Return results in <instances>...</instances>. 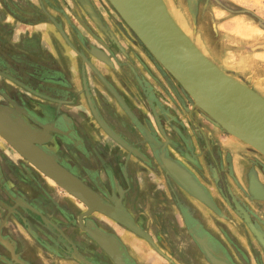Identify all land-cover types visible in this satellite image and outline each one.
<instances>
[{
    "label": "crops",
    "instance_id": "crops-1",
    "mask_svg": "<svg viewBox=\"0 0 264 264\" xmlns=\"http://www.w3.org/2000/svg\"><path fill=\"white\" fill-rule=\"evenodd\" d=\"M38 1L39 8L25 0H0V90H9L10 99L29 107L40 104L42 108L41 104H50L37 94L45 86L73 95L78 92L84 98L82 69L88 48L81 32L67 18L66 0H45V4ZM113 17L118 21L115 14ZM126 44L133 51L134 46ZM251 63L245 75L250 81L245 79L244 83L254 89L249 83L256 74L253 66L261 68L260 77L264 80V47L252 57ZM153 67L147 65L141 70L134 65L130 70H122L98 65L92 85L93 91H98L108 103L107 107L101 100H94L98 114L113 130L111 124L118 125L113 119L116 115L128 129L114 130L115 133L150 157L147 162L132 155L111 136L109 140L106 135L94 134L92 122L86 125L83 122L87 135L78 137L86 149L84 153L89 155L84 163L96 173L92 185L105 193L115 206L123 207L167 249L166 255H158L153 246L150 248L141 242L134 232L110 220L114 230L108 233L119 243L124 264H211L194 234L199 235L215 255L234 264H264V254H260L258 250L262 249L254 243L252 229L254 225L264 235V198L250 191L252 171L264 184V156L236 138L227 141V136L216 132L205 134L197 127L198 134L205 136V150L201 152L198 144L196 151L190 105H185V100L180 102L182 105L177 103L187 112L186 120H180L179 112L167 105L169 101L163 93L164 90L174 94L173 88L168 90V84L163 82L168 77H159ZM117 76L122 77V83ZM133 78H138L142 84L132 82ZM110 80L127 107L132 109L133 117L124 112L116 98L106 94L105 81L110 85ZM66 106L63 105V110L73 115L71 109L77 105ZM73 120L76 124L81 122L79 117ZM166 124H171V131ZM179 127L190 147H194L195 155L202 154L204 159L196 176L223 215L213 217L203 202L188 194L161 163L159 166L151 163L153 155L158 158L157 150H153V154L147 146L144 148L143 140H152L154 148L165 144L166 154L175 158L174 150L166 143L172 141L173 135L178 139ZM159 136L166 139L163 144ZM90 138L97 143L94 151L88 144L93 142ZM3 139L0 134V264H117L111 254L99 247L95 236L69 233L76 230L71 225L69 231L67 228L66 218L72 217L66 210L67 198L54 192L50 179L43 176L40 180H26L20 187L25 192L19 196L22 205L15 210L16 202L12 198L19 194H15L18 178L13 168L18 165L3 163L1 158H13L16 150ZM30 164L29 161L22 163V170L32 171ZM81 212L82 209L79 214ZM245 212L251 217V223L247 222ZM239 219L245 223L242 229Z\"/></svg>",
    "mask_w": 264,
    "mask_h": 264
},
{
    "label": "water",
    "instance_id": "water-1",
    "mask_svg": "<svg viewBox=\"0 0 264 264\" xmlns=\"http://www.w3.org/2000/svg\"><path fill=\"white\" fill-rule=\"evenodd\" d=\"M108 1L163 70L184 90L191 99L193 106H197L216 126L264 156V97L261 94L244 82L242 83L241 80L239 81V79L226 73L207 57L175 21L164 0ZM190 2L191 13L194 15L193 5H195L196 0H190ZM86 4L90 15L99 23L98 17L88 0H86ZM119 26L125 31L123 25ZM105 83L118 97L128 114L133 117L134 115L120 95L106 81ZM169 84L171 83L169 82ZM97 118L108 134L130 153L148 160L147 156L137 146L128 143L107 126L104 120ZM0 134L58 186L86 205V210L79 217L80 226L84 230L101 237L104 248L114 257L117 264H124L122 249L117 240L99 229L84 227L82 217L95 211L101 212L120 222L147 240L157 251H160L151 235L139 226L123 207L111 204L95 189L69 172L53 156L35 144V142L48 138L46 130L35 128L21 115H14L12 108L0 105ZM163 147L165 150V144ZM167 157L175 164L179 163L168 155ZM179 164L199 184L200 193L189 191L188 187L175 177L174 179L178 184L214 212L223 215L207 188L191 171L181 163ZM244 214L247 222L251 223L248 214L246 212ZM252 229L264 245V239L259 230L254 225H252ZM194 237L211 264H234L215 256L199 235L194 234Z\"/></svg>",
    "mask_w": 264,
    "mask_h": 264
},
{
    "label": "rangeland",
    "instance_id": "rangeland-1",
    "mask_svg": "<svg viewBox=\"0 0 264 264\" xmlns=\"http://www.w3.org/2000/svg\"><path fill=\"white\" fill-rule=\"evenodd\" d=\"M40 1L42 4H45V0H40ZM56 1L62 2V0H55V1L53 0V2H56ZM88 1L90 2V5L92 6V8H93L96 16L98 17L99 21H100V18H104V17L108 18V21L110 20V14L109 13H110V10L113 11V8L111 7L110 2L108 0H88ZM165 1L168 5L169 11L172 14V16L174 17V19L178 22V24L184 29V31L191 37V39L195 42V44L201 49V51L207 57H209L211 60H213L222 70H224L229 75H231V76H233L239 80H242L243 82L248 80L247 78H245V75H246V73L249 72L248 69H251L252 57L255 56L256 53L261 50V48H262L261 46L264 45V0H196L195 5H193L194 11H195L194 15H192V13H191V8H190L191 2H190V0H165ZM25 2H29L33 5L36 4V6H38V8L40 5L38 0H25ZM64 6L66 8L67 18L72 21L74 26L77 28L78 32H81L83 38L87 42L86 46H88V45H94V46L100 45L97 38L101 39L102 41H105L104 40L105 34L100 32L99 29L96 27V24L100 25V23H98L90 15L89 11L86 8V5L81 0H66L64 2ZM96 12L98 13L99 16L97 15ZM113 14H115V11H113ZM63 17H64V15H63ZM115 17L118 18L117 14H115ZM109 29L112 30L113 35H115L117 40H119V36L122 35L121 32L112 26L109 27ZM117 42L119 43V46H121L124 49L123 51L128 54V52L126 51L127 50L126 44H125V46H126L125 47L119 41H117ZM115 45H118V44H115ZM109 46L111 47V44H109ZM112 49L117 50V51H116V54L114 55L115 57L113 58V66H110V68L116 69V68H119L118 62L121 61L120 59L122 58L123 54H120V53L117 54V52L119 51L118 46L113 47ZM85 52L88 53V55H90L89 56L90 61H92V63L95 65V68L98 65L102 66V67H106L102 62H100L96 58H94L88 51H85ZM130 66H131V64H130ZM135 66L138 67L137 64H135ZM253 68H254L256 74H255V77H254V74H253V76H251V79L253 82L251 81L249 83H250V85H253L255 91H257L259 94H261L264 97V80L260 77L261 68L257 67V65L253 66ZM84 71H85V74L87 75V79H88L90 86L92 88V85L94 84V81H96V80L92 76V72L90 71V69L87 67L86 64H85V70ZM116 72L117 71H114V73H116ZM168 76H170V75L168 74ZM117 78L122 83V77L117 76ZM248 81H250V80H248ZM163 82L166 85L168 84L165 81H163ZM168 86H169V84L166 86V88H168V90H169L170 86L169 87ZM104 87H105V89L108 90V86L105 85ZM180 88L181 87L178 85V93L179 92H181V94L185 93L184 90L182 88L181 89ZM163 93L167 97V100L169 101V103L167 105L172 107L173 110L176 108V110L179 112L178 115L180 116V120H183V119L186 120L187 112H185V110L181 109L182 104L180 106L178 105L182 101H180L175 96V94H172V95L167 94L164 92V90H163ZM106 94H108V93H106ZM10 95H11V92L9 90L4 91V92H2L0 90V104H6V105L11 104L12 102L10 101ZM172 98L175 100V102L172 101ZM80 99H81V97H80ZM177 99L180 101V102L178 101V104L176 101ZM78 103L79 104H77L78 105L77 108L71 109V110H73L75 115H74V113L72 115V114H69L68 112H67V114L71 118L73 117L77 121L78 120L77 111L81 110L85 116L84 117L85 118V125L89 122H92L91 126H93L95 128V129L93 128L94 129L93 133L94 134H97V133L100 134L101 133L103 135H106V138H108L110 140V135L105 130V128L100 124V122L97 118V117H99L102 119V117L98 114L96 107L94 106V103L91 104L92 112H91L90 107L87 106L86 101L83 97L81 100L78 101ZM185 105H190V108H191L190 110L192 112L190 122H191V124L194 125L193 126L194 129H195V127L200 128V129H202L203 132H205V134L206 133L208 134L211 132H216L219 135L227 136V141L232 139V138L233 139L235 138L234 136L230 135L229 133H227L226 131L221 129L219 126H216L214 123H212L197 106L192 105L190 98L188 100H186ZM179 108H180V110H179ZM61 109L63 110V108H61ZM52 111L54 112V114H57L58 110L53 108ZM130 111L133 113L132 109H130ZM125 112L128 114V112L126 110H125ZM92 113H93V115H92ZM96 114L98 116H96ZM166 125L169 127V130L171 131V129H170L171 124L170 125L166 124ZM107 126H109V125L107 124ZM167 126H166V128H167ZM63 130H66V128ZM169 130H168V133H170L172 135V133ZM53 132L54 133H52L53 137H51L52 138L51 140H52V142L54 141L53 142L54 149L52 151L57 152L59 155L61 154L62 157L67 158L68 160L69 159L72 160V162H74L73 165L76 166L80 171L73 170L74 172H72V171H69L68 169L67 170L69 172L73 173L74 175H76L77 177L81 178L87 185L92 187L93 186L92 184L94 183V182H92L93 181L92 179L96 178V173L93 170H91V168L86 163H84V159L89 157V155L86 154L87 152L86 153L78 152L77 149L75 148V146L73 145L74 143L72 140L65 141L64 138L62 136H60L56 131H53ZM193 133L196 136H199L196 129ZM49 137H50V133H48L47 139H49ZM172 137H173L172 140L175 141V136L173 135ZM70 139L74 140L75 137L73 136ZM3 140L7 141L5 137ZM91 140L93 141L94 139L90 138V142H91ZM143 142L145 143L143 145V147L146 148V146H147L149 148L148 144H146V143H149V141L143 140ZM161 142H162V140H161ZM238 142L244 143L242 141H238ZM7 143L9 145H11L8 141H7ZM62 143H64V145H66V147L63 146ZM67 143L71 144L70 148H68ZM78 144H81V142L78 141ZM88 144L90 146H92V147H90L91 150L94 151L97 149V146H96L97 143L96 142L93 141V142L88 143ZM166 144L168 145L169 142H167ZM170 145H171V148L174 150L175 159H178L181 162H183L184 164L189 165L195 173H197L199 171V169L202 166L203 159H204V158H202V154L198 153L199 155L198 154L192 155L189 153L192 157V159H191V158L184 155L185 153L189 152V150L191 149L189 143H188L189 149H185V150H181V151L176 150L172 144H170ZM196 146H197L196 147L197 148L196 151H197V150H199L198 144H196ZM14 150L18 151L16 148H14ZM16 151H13V154H15V155L11 159L1 158V162H3V163H7V162L11 163L12 162L14 165H18V166H14V168H13L14 169L13 174L18 178L16 185H19L20 187H22L23 186L22 184L26 180L32 179V178H36V180L37 179L40 180L43 178V176H44V178L50 179L51 184H52V188H54V192H56L59 195L66 196V198H67L66 210L69 214L72 215V217L67 215L68 216L66 218L67 225H68L67 228L69 231V229H70L69 227L71 225L74 228L73 230H76V232L72 231L69 233L79 234V232H81L83 234V236H85V237L86 236L90 237V235L93 237L97 236L98 242H99L98 243L99 247L101 249H103L104 246L102 244L101 237L98 235L92 234V233L88 232L87 230H84V228H82L80 226L79 217L86 210V208H87L86 205L81 200L72 196L71 194L66 192L63 188L58 186L51 178H49L46 174H44L42 171H40L31 162L30 163L32 165L30 164V166H31L30 170H32V171L27 172L25 170H22L21 164L25 163L26 161L28 162V160L22 154H20L19 151H18V153ZM93 151H91L89 153L92 154ZM107 151L110 154V152H109L110 150H107ZM132 155H134V154H132ZM94 156H96V155H94ZM153 157L154 158L151 161L152 164L156 163V166H157L159 163H161L156 155H153ZM147 158H150V157L147 156ZM194 162H196L198 164L196 165ZM16 168H18V169H16ZM4 175L6 177H9L8 173L5 171H4ZM4 175H3V177H4ZM103 177H105V176L103 175ZM171 178H173V177H171ZM92 188L95 189L101 196L105 197L110 202V200L108 199L106 194L101 192L100 189H98L96 187H92ZM69 198H71L73 201ZM203 206H204V208H206V210L208 212H210L212 214L213 217L218 215L216 212H214L211 208H209L205 204ZM80 209L83 210V212L81 214H79ZM90 216H93L96 219V220L92 219L93 222H96L97 224H99L98 225L99 228H97V229H99L101 232H103L109 236H110V233H108V232H110V230H114V227L112 225H110V220L115 221L114 222L115 224H116V222H118V221L114 220L113 218H111V217H109V216H107L101 212H98V211L93 212L92 214H90ZM85 217H87V216L82 217L83 226H84L83 219ZM118 223L122 227L128 229L126 226H124L120 222H118ZM238 224L240 226V229H242L243 228L242 225H244L245 223L243 224L241 222V220L239 219ZM84 227H86V226H84ZM146 232H148V231H146ZM137 236H139V235H137ZM139 237L142 239L141 242L146 243L150 248H152V245L147 240H145L141 236H139ZM151 237L153 238L154 242L156 243V245L160 249V251L156 250L157 251L156 253L158 255H161L160 253H164L166 255L167 249H166L165 245H163L161 243L159 245L158 242L155 241V239L152 235H151ZM253 240H254V243L257 246H259V249H260V245L257 243V241L255 239H253ZM198 245H199V243H198ZM199 247H200V250L203 251V249L200 245H199ZM104 250H106V249L104 248ZM258 251L261 252L260 254H264L261 250H258Z\"/></svg>",
    "mask_w": 264,
    "mask_h": 264
},
{
    "label": "flooded vegetation",
    "instance_id": "flooded-vegetation-1",
    "mask_svg": "<svg viewBox=\"0 0 264 264\" xmlns=\"http://www.w3.org/2000/svg\"><path fill=\"white\" fill-rule=\"evenodd\" d=\"M111 7H112V5H111ZM113 11H115L114 8H113ZM113 11L110 10V13H109L110 14V20L109 21H108V18L104 17V18H100V21H99L100 25L96 24V27L99 29V31L102 32L103 34H105V38H106V39L104 38L105 41H102L101 39H99L95 36L97 38L98 42L100 43V45H98V46H94V45L86 46L88 48V52L94 58H96L98 61L102 62L107 68L110 69V66H113V58L115 57L114 55L116 54V51H117V50H114L112 48L118 46L119 51L117 52V54L118 53L123 54L122 58H121V59H123V61L118 62V66L122 70H126V69L130 70L131 68H133V66L135 64H137L138 68H141V70H144V68H146L147 65H149V66L153 65L154 66L153 68L155 69V71L159 77H161V78H164L165 76L169 77L168 74L166 73V71H164L163 68L158 64V62L155 61L153 56L148 52V50L144 47V45L140 42V40L137 39L135 34L126 26V24L123 22V20L120 18V16L116 13V11H115V14H117V17L119 18V20L115 21V18L113 17V15H114ZM97 15H98V13H97ZM119 25H123L125 28V31L123 29H121ZM111 26L116 28L117 30H119L121 32L122 35L119 36V40H117L116 36L113 35L112 30L109 29V27H111ZM117 41L122 43L124 46L127 42H129L130 46H132V48L134 46L133 51L131 48H130L131 49L130 50L128 48V45L126 44L127 47L126 46L125 47L127 48L126 51L128 52V54L125 53L123 51L124 49L121 46L119 47V43ZM86 43L87 42L84 39V44L86 45ZM109 44H111L112 48L109 46ZM115 44H118V45H115ZM91 47H95V48L100 49L101 51L105 52L107 55V58L102 59L101 57L94 55L93 54L94 52H92ZM87 48H86V50H87ZM89 56L90 55H88V53H84V61H83V69H82V72H83L82 87H83V95H84V99L86 101V104L88 107H90L91 112H92L91 104L94 103L95 99L101 100L107 107H108V103L99 94L98 91H93V88H91L90 83L87 79V75L85 74V71H84L85 70V64L87 65V67L92 72L93 77L95 76V74H97V72L95 71L96 70L95 65L92 63V61H90ZM130 64H131V66H130ZM47 77H48V74H47ZM170 79L172 80V78H170ZM167 80H168V78L167 79L165 78V82L169 84V82ZM132 82H134L136 84H142L138 78H133ZM111 83L112 82L110 80V85L112 86ZM173 84L175 87H178V84L176 83V81L173 82ZM126 85L128 86L129 83H126ZM67 86H68V84H67ZM169 86H170V84H169ZM108 90H109L108 95L113 96L114 98L117 99V101L120 102L118 97L111 91V89L109 87H108ZM173 93L175 94V96L180 101L185 100V104H186V100L189 99L186 93L181 94V92H179L180 97L174 91H173ZM37 94L39 96H41L42 98H44L47 102H50V104H47V103L41 104L42 108L39 106L40 104L35 105V107L34 106L29 107L28 105L17 104L16 101H13L12 99H10V101L12 102L11 104H8V105L0 104V105H4V106H8V107L12 108L14 115H21L35 128L48 131V133H50L49 139H47V140L45 139L43 141L35 142V144L38 145L40 148H42L47 153H49L50 155H52L58 163H60L63 167H65L69 171H72V172H74L73 170L80 171L76 166L73 165L74 162H72V160H70V159L68 160L67 158L62 157L61 154L59 155L57 152L52 151L54 149V147H53L54 141L52 142L51 137H53V135H52V133H54L53 131H56L60 136H62L64 138L65 141L72 140L74 143L73 145L75 146V148L77 149L78 152L84 153V151H86V149L82 145V143L78 144V141H79L78 137H80V136L82 137L84 135H87V130L83 125V122H85V118H84L85 116H84L83 112L81 110L77 111V115H78L79 119L81 118V122L79 124H76L73 121V119L67 114V112H65L64 110L61 109L63 107V105H67L66 107H71V106H75V105L79 104L78 101L82 99V96L80 99L78 92H76L77 95H73V93L71 94V92L64 91L62 89L59 91L58 90L55 91L53 88H50L49 86H45V88L43 90H41V92L39 91ZM119 95L123 99V97L121 96V93ZM178 99L176 100L177 103L179 101ZM123 101L125 102L124 99H123ZM172 101L175 102V100L173 98H172ZM94 106H95V104H94ZM109 107H110V105H109ZM53 108L58 110L57 114H54V112L52 111ZM92 115H93V113H92ZM96 116H98V115L96 114ZM113 119L115 121H117V123L116 122L115 123L118 124L116 127L114 126L113 123L111 124L112 128H114V130L116 132L123 130V129H128L122 124V122H120L118 120L116 115L113 117ZM36 120H38V122ZM40 120H43L44 123L43 124L40 123ZM65 128H66V130H63ZM176 135L178 137V139H175L176 142L174 140H172L168 144V146L171 147L170 144H172L173 147L178 151L189 149L188 141L185 140L186 138L183 134L181 127H179V130H177ZM73 136L75 137V139L74 140L70 139ZM159 139H160V141L162 140V142H161L162 144H163V141L166 140L163 136H159ZM195 139L197 142V143H195V146H196V144H199L200 148H201V152H203L205 150L203 147L205 136L199 135V136H196ZM191 140L193 141L194 139H191ZM147 144H148V146L152 152H153V150L158 149V147L154 148L152 140H149V143H147ZM62 145L66 147V145H64V143H62ZM70 145L71 144L67 143L68 148H70ZM193 148L191 147L189 152L185 153L184 155L187 156V154H189V153L192 155H195ZM252 150H254V149L252 148ZM254 151H256V150H254ZM153 154H154V152H153ZM173 159H175V158H173ZM191 159H192V157H191ZM176 160H178V159H176ZM178 161H180V160H178ZM180 163L196 175V173L193 171V169L189 165H186L181 161H180ZM194 163L196 165L198 164L196 162H194ZM15 187L17 190V191L15 190V192H17L15 194H19L18 196L12 195L13 196L12 199L16 202V208H15V210H16V209H18V207H21V205H22L20 203L19 196L22 197L23 194H25V192L22 188H20L19 185H16ZM92 187H94V186H92ZM110 203L113 204L112 202H110ZM91 218H92V216L89 215L83 219L84 226H86L87 228H92V229L99 228L97 224H94L95 222L89 221V220H92ZM261 235L264 239V235L262 233H261ZM96 238L98 239L97 236H96ZM254 239L257 241V243L260 245V248L264 252V245L261 243L260 239L258 238V236L256 235L255 232H254ZM122 259H123V257H122ZM259 262L262 263V260Z\"/></svg>",
    "mask_w": 264,
    "mask_h": 264
},
{
    "label": "bare ground",
    "instance_id": "bare-ground-1",
    "mask_svg": "<svg viewBox=\"0 0 264 264\" xmlns=\"http://www.w3.org/2000/svg\"><path fill=\"white\" fill-rule=\"evenodd\" d=\"M85 5L86 4V0H81ZM165 1V0H164ZM166 3V1H165ZM167 5V3H166ZM168 8V5H167ZM169 10V8H168ZM170 12V11H169ZM172 15V14H171ZM173 17V16H172ZM174 18V17H173ZM176 21V20H175ZM177 22V21H176ZM178 23V22H177ZM94 54H96V56L101 57L102 59H106L107 55L105 52L101 51L100 49H97L95 47L92 48ZM171 77L169 76L168 79L170 80L169 82L171 83L170 86L173 88V91L180 97V94L178 93L177 89L175 88L173 82H175L174 79H170ZM240 81V80H239ZM242 82V81H241ZM243 83V82H242ZM258 93V92H257ZM157 155L158 158L161 162L162 165H165L164 167L168 168L166 169L168 171V173L173 177V178H177L179 181L183 182L187 187L189 191L192 192H196V193H200V189H199V184H197L196 180H194V178H192V176H190V174L185 171L181 166H180V161H178V164H175L174 162H172L171 160H169V158L167 157L166 151L164 150L163 145L160 146L157 149ZM187 156L189 158H191L188 154ZM176 160V159H175ZM167 164V166H166ZM189 170V169H188ZM190 171V170H189ZM192 172V171H191ZM193 173V172H192ZM194 174V173H193ZM195 175V174H194ZM196 176V175H195ZM197 178V177H196ZM250 191L251 193L258 197V198H264V184L259 180L257 174L255 171L251 172V179H250ZM214 254V253H213ZM215 255V254H214ZM217 256V255H215ZM218 257V256H217ZM221 258V257H219ZM226 260L225 258H221ZM228 261V260H227Z\"/></svg>",
    "mask_w": 264,
    "mask_h": 264
}]
</instances>
